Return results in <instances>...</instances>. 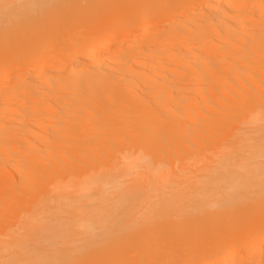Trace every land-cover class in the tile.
I'll return each instance as SVG.
<instances>
[{"label": "bare ground", "instance_id": "obj_1", "mask_svg": "<svg viewBox=\"0 0 264 264\" xmlns=\"http://www.w3.org/2000/svg\"><path fill=\"white\" fill-rule=\"evenodd\" d=\"M58 1L0 0L14 30L0 36V264H56L105 223L262 196L264 0ZM129 143L180 164L151 167ZM188 224L82 264H264V203Z\"/></svg>", "mask_w": 264, "mask_h": 264}, {"label": "rangeland", "instance_id": "obj_2", "mask_svg": "<svg viewBox=\"0 0 264 264\" xmlns=\"http://www.w3.org/2000/svg\"><path fill=\"white\" fill-rule=\"evenodd\" d=\"M57 3H61V5L64 7H69L76 3V0H59ZM33 14L36 15L37 12H34L31 15ZM39 15L40 17L43 16L42 12ZM12 27L13 25L9 22H0V36H4L9 33L12 34V32L14 31ZM258 111L261 113L264 111V109ZM228 141L229 139H226L225 141L220 142V145H225ZM128 147L132 149V155L134 157L138 156L142 158L144 162L149 164L151 167H156L157 169L164 168L171 170L173 168H176L180 164V161L176 160L177 158H169L164 155L145 153L143 148L139 145H133L129 143ZM260 203H264V193L262 194V196H251L242 201L233 202L229 206L225 205L226 207H224L223 205H215L211 208L209 207L205 209L180 207L176 210H166L164 208L155 210L148 216V218L145 219L140 218L131 221L119 220L118 222L105 223L103 228L96 231L91 238L86 239V241L81 243L80 246H65V248H70L65 249L64 253L62 251L59 254L61 256H59L56 264H82L85 259L88 260L90 255L98 249H106L116 243L117 245H134L136 243V240L140 236L148 234L151 231H160L165 227H172L175 229L178 225L187 226L190 225L188 223L195 217L212 216L219 212H226L227 214L236 212L241 208L253 209ZM7 224L8 223L6 222L2 223L0 228L7 226ZM63 227L66 228L65 226ZM70 234L73 235V233ZM181 255L182 254H180V256ZM141 256L142 255H138V257H136L135 259V262H138ZM121 261V258L117 257L115 258L114 264H121Z\"/></svg>", "mask_w": 264, "mask_h": 264}]
</instances>
